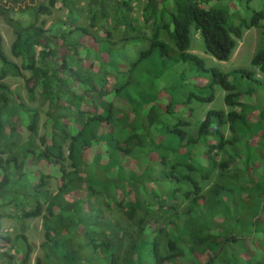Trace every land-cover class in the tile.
I'll return each mask as SVG.
<instances>
[{
  "label": "trees",
  "instance_id": "16d2710c",
  "mask_svg": "<svg viewBox=\"0 0 264 264\" xmlns=\"http://www.w3.org/2000/svg\"><path fill=\"white\" fill-rule=\"evenodd\" d=\"M12 1L0 0V17L21 64L0 37V229L9 208L41 218L44 264H264V79L208 67L191 52L193 32L205 54L228 61L244 31L258 28L250 64L264 74V4L145 0L146 34L136 0H60L72 22L86 20L64 29L41 17L57 0ZM22 71L28 97L37 91L48 111L38 143L19 145L17 127L33 134L39 122L4 81ZM217 89L228 111L208 109L192 125V104L212 103ZM212 174L217 183L205 194L196 176ZM101 206L117 209L130 229L101 221ZM1 236L0 248L14 241L15 251L0 250V264H30L25 235Z\"/></svg>",
  "mask_w": 264,
  "mask_h": 264
},
{
  "label": "rangeland",
  "instance_id": "374dc122",
  "mask_svg": "<svg viewBox=\"0 0 264 264\" xmlns=\"http://www.w3.org/2000/svg\"><path fill=\"white\" fill-rule=\"evenodd\" d=\"M2 2H6L8 6L14 5L12 0H1ZM145 0H136L133 3V14L138 19V25L140 27V30L145 32L146 34L150 33L148 29V25L143 22L141 11L144 7ZM264 0H253L251 2L250 7L254 8L255 10H261L263 8ZM85 8L87 5H84ZM45 9L42 14V18L45 21V27L52 26L54 28L60 27L61 29H64L68 24L70 23H86V20L83 16L77 18H74V21L72 22L68 18V12L61 6L60 0H57L55 5L51 8L44 7ZM15 10L19 9L18 6L14 7ZM242 16H248V12L245 10L241 11ZM112 21L111 18L109 21V29L113 32L114 37H120L121 35V28L120 29H114L112 27ZM0 37L2 38V49L5 53V55L13 60L18 65L21 64L20 59H15L10 54V45L14 39L12 29L4 22V19L0 17ZM163 38L165 40H168L166 35H163ZM262 39H261V29L258 28H252L249 30L244 31L243 36L240 40L237 41L236 48L232 54V56L229 58L228 61L220 62L209 55L204 53L203 45L201 42V39L197 33L192 32V45H191V52L193 54H196L204 59L205 64L208 67H214L218 68L222 72H229L233 69H246L249 71H253L255 74V77L257 78H263L264 74L260 73L257 68L253 67L250 64L252 56L255 54V52L259 49L261 46ZM39 51V49H38ZM37 51V52H38ZM29 76V73L26 71H22V76H7L5 78V83H7L12 89L19 92L22 101L28 105V107H33L38 110L39 114V122H38V128L37 132H34L31 134L24 125H19L16 130V136L15 138L19 141V145H22L24 143H28L29 140H32L34 143L39 141V137L45 132L43 128V123L45 122L47 118V111H48V102L42 101V99L37 94V91L35 92L34 98L30 99L27 95L26 89L24 87V80ZM109 80L108 87H111L113 84V78L111 76L107 77ZM264 94V92H262ZM262 94V95H263ZM223 96L224 91L217 89L215 92V100L208 104L200 106L197 103H193V116L189 118V122L193 125L198 120L201 121L204 119L205 112L208 109H216V110H224L228 111V108L223 103ZM262 96H260L261 99ZM251 99H254V97H249ZM248 98V99H249ZM246 98L241 97V101H246ZM236 109V108H234ZM253 124V122H251ZM189 132L191 135H196L195 128L189 127ZM229 132H226V135H228ZM229 136V135H228ZM256 141V140H255ZM256 155H254L255 157ZM218 160L222 159V156L217 157ZM199 162H203V159L201 157H198ZM258 165V164H257ZM259 172V170H257ZM216 173V172H215ZM196 178L199 181V185L201 186L203 193H207L215 183H217L216 174H212L211 179L209 181L203 182L199 176L197 175ZM47 189L51 192L57 191V182L55 179H51L47 181ZM177 209H183L185 207L186 203L182 197L178 199V202L175 204ZM102 208V216L100 218L101 221L103 219L107 218L108 220H111L112 222L120 221L122 223L123 231H126V228L129 227L128 222L125 220L124 216L117 211L113 207L112 211H107L105 206H101ZM10 218H4L2 219V227L0 229V235L4 237V235H8L11 239H13L16 235L23 234L26 236L27 240L31 245H33L34 250L31 254V261L30 264H35L36 258L40 259L41 264H44V254L41 250L40 246L42 243H44L43 238V221L41 218H35V219H28L24 220L21 218L20 213L17 209L9 208L8 211ZM130 229V227H129ZM1 236V237H2ZM127 237V236H126ZM3 247V245H2ZM0 250L8 251L10 254L13 255L15 251V243L14 241H10L7 246H4L3 248H0ZM188 264V263H183Z\"/></svg>",
  "mask_w": 264,
  "mask_h": 264
}]
</instances>
